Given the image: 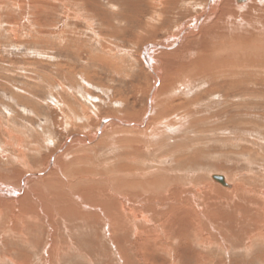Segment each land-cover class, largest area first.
Returning a JSON list of instances; mask_svg holds the SVG:
<instances>
[{"label":"rangeland","instance_id":"obj_1","mask_svg":"<svg viewBox=\"0 0 264 264\" xmlns=\"http://www.w3.org/2000/svg\"><path fill=\"white\" fill-rule=\"evenodd\" d=\"M124 1L139 2L0 0V264H264V215L248 204L264 200V51L251 48L264 8L239 15L232 6L254 0H214L210 23L230 21L229 39L202 40L233 45L201 50L206 63L191 70L189 36L178 53L149 49L145 64L144 47L170 39L146 37ZM208 1L195 0L182 25ZM129 195L141 209L119 212ZM197 201L209 214L201 246L158 214L162 202ZM235 205L248 212L239 228Z\"/></svg>","mask_w":264,"mask_h":264},{"label":"bare ground","instance_id":"obj_2","mask_svg":"<svg viewBox=\"0 0 264 264\" xmlns=\"http://www.w3.org/2000/svg\"><path fill=\"white\" fill-rule=\"evenodd\" d=\"M214 0H209L207 2V5L204 7V9L202 11H200L199 14H195L194 16L190 17V22L185 24V25H182V20H181V16H187V10L188 9H193L194 6H196L197 4H195V0H139V2H134V3H128L127 1H124V5L122 6H126V7H132V8H136L137 10H139V15L141 17H144L146 20L144 22L141 23V21L139 20L138 22H140L139 24L142 25L141 28H144V34L146 37H149L151 40H154L156 41V37L158 39L159 36H161L160 38H166V37H169L170 41L168 40V42H164V43H151V45H147L144 47V54H143V57H144V62L146 65L150 66L151 67V62H153V58L149 56V49H158V50H164L165 53H167L168 55H171L172 52H175V53H178L180 52V50H184L186 47V39H188L189 37H192L191 39L193 40V38L197 39L198 40V50L194 53L193 56H196V59L194 61L191 62L190 64V68H192L191 70L193 69H198L200 65L198 64H201L203 65L204 63H206V61L203 62V60L201 59V55H200V51L201 50H206V51H209L211 50L210 52V57L211 56H215L216 53H219V52H227V51H230L229 49L232 48L231 46L233 45L232 42H230V40H226V42H221L219 41L218 39V43L216 42H213L211 41L212 40V36L214 34H217L216 32H218L219 34H217L216 36H218L220 39H223L225 40V38L227 37L228 38V32H225L228 27H229V22H225L224 24L220 21L219 19V23H220V26L217 27L215 25H212L210 22L212 21L211 19L213 18V15L216 14V10H214V6L212 5ZM224 1V0H223ZM231 1V0H230ZM239 4H243V2L245 0H236ZM261 1V0H260ZM120 2V0H119ZM252 4L250 5V2L248 4H244V5H241V6H232L233 7V10L236 14H252L255 16V15H258L259 12L258 10L260 8H264V0H262L261 2H258L257 0L254 2L251 1ZM139 3V4H138ZM194 3V5H193ZM118 4V3H117ZM130 5V6H129ZM217 6V5H216ZM64 7V6H63ZM66 7V6H65ZM142 7H145L142 8ZM230 7V6H229ZM56 8V7H55ZM206 8V9H205ZM128 9V8H127ZM135 9V10H136ZM132 10V9H131ZM134 10V11H135ZM68 11V10H67ZM136 12V11H135ZM260 12H264L263 9H260ZM219 13V12H218ZM136 14V13H135ZM171 14V15H170ZM262 14V13H261ZM125 15V14H124ZM137 15V14H136ZM57 16V15H56ZM138 16V15H137ZM237 16V15H236ZM215 17V16H214ZM220 16H216V18H219ZM228 17V16H227ZM243 17V16H242ZM123 18V17H122ZM246 18V17H245ZM121 19V18H120ZM124 19V18H123ZM128 19V18H127ZM138 19V18H137ZM140 19V18H139ZM259 19V18H258ZM227 20V19H226ZM229 20H231L229 18ZM235 21V20H234ZM244 20H242L243 22ZM259 23V28H253V31L255 32H258L259 35H257L258 37V41H260V45L256 44L254 45L253 47L251 46L252 49H255L256 52H261V49H263L264 51V17L262 19H260V22L258 21ZM257 23V24H258ZM222 24V25H221ZM238 24V23H237ZM250 24V23H248ZM222 32V33H221ZM143 34V33H141ZM139 35V34H138ZM152 35V36H151ZM189 36V37H188ZM210 38V42H207L206 45L204 44V40H202L203 38ZM225 37V38H224ZM253 39H255V34L254 36H252ZM256 37V38H257ZM144 38V36H143ZM143 38L141 40H143ZM148 38V39H149ZM147 39V38H146ZM149 39V41H150ZM168 39V38H167ZM190 39V38H189ZM190 39V40H191ZM140 40V41H141ZM191 40V41H192ZM209 40V39H208ZM235 40V38L233 39ZM158 41V40H157ZM194 42V41H193ZM196 42V41H195ZM236 42V41H234ZM257 42V41H256ZM247 43V42H246ZM194 44V43H193ZM236 44V43H235ZM247 45V44H246ZM203 46V47H201ZM235 46V45H234ZM259 46V47H258ZM182 47V48H181ZM183 47H185L183 49ZM196 47V46H195ZM201 47V48H200ZM172 48H174L172 51H169L171 50ZM197 49V48H195ZM254 50V51H255ZM169 51V52H168ZM183 52V51H182ZM185 52V51H184ZM108 53V52H107ZM189 53V51H188ZM166 54V55H167ZM203 54H204V51H203ZM165 55V56H166ZM175 54H173L174 56ZM177 55V54H176ZM175 55V57H176ZM180 55V53H179ZM188 55V54H187ZM190 55V54H189ZM173 56H170V57H173ZM181 56H182V53H181ZM185 56V55H184ZM182 56V57H184ZM208 56V55H207ZM173 57V58H175ZM191 57V56H190ZM189 57V58H190ZM81 58V57H80ZM92 58V57H91ZM178 58H181V57H178L177 56V59ZM188 58V57H187ZM188 58V59H189ZM192 58V57H191ZM175 60V59H174ZM179 60V59H178ZM170 61V60H169ZM181 61V59H180ZM179 61V62H180ZM212 63V62H211ZM197 64V65H195ZM195 65V66H194ZM207 69L208 67L206 65H204ZM203 66V67H204ZM210 67V65H209ZM186 69V68H185ZM202 69V68H201ZM118 70V69H117ZM173 70V69H172ZM207 71V70H206ZM154 73V72H153ZM152 73V74H153ZM156 73V72H155ZM157 78L158 76L156 74H154ZM176 77V76H175ZM175 82V81H174ZM198 103V102H197ZM167 110V109H166ZM68 111V110H67ZM166 113V112H165ZM115 116V115H114ZM163 119V118H162ZM115 121V120H114ZM165 121V120H164ZM105 122V121H104ZM169 122V120H168ZM118 123H120L118 121ZM145 123V122H144ZM165 123V122H164ZM123 125H129L128 122H125L123 123ZM156 124V122H155ZM140 125V124H139ZM165 125V124H164ZM152 127V126H150ZM158 127V126H157ZM141 128V127H140ZM29 129V128H28ZM152 129V128H151ZM155 129V128H154ZM174 131V130H173ZM23 132V131H22ZM148 132V131H147ZM170 133V132H169ZM154 134V133H153ZM167 135V134H166ZM97 136V135H96ZM169 137V136H168ZM26 139V138H25ZM32 139V138H31ZM78 139V138H77ZM86 139V138H85ZM150 139V138H149ZM160 140V139H159ZM11 142V141H9ZM87 142V141H86ZM92 142V141H91ZM13 145V144H12ZM66 146V145H65ZM64 146V148H65ZM30 147V146H29ZM127 147V146H126ZM158 149V148H157ZM194 150V149H193ZM162 152V151H161ZM21 159V158H20ZM23 161V160H22ZM24 162V161H23ZM50 166V165H49ZM107 167V166H106ZM12 169V168H11ZM120 172V171H119ZM37 175V174H35ZM174 176V175H173ZM214 176H219L221 178V182L220 181H217L219 182L220 184H225L224 181H223V178L220 176V175H214ZM83 178V176H82ZM212 179L214 181H216L213 176H212ZM43 180V179H42ZM153 181V180H152ZM223 182V183H222ZM21 187L22 189L25 188L26 186H24L23 182H21ZM44 185V184H43ZM129 186V185H128ZM153 186V185H152ZM240 186V187H239ZM237 185V187L240 189V193L238 192L239 189H234L232 192L231 191V194L235 193L238 194L237 195H241L242 193L245 195V193L243 192L244 190V187L242 185ZM134 187V186H133ZM8 187H1L0 186V191H3L6 190ZM145 188V187H144ZM197 189V188H195ZM201 189V188H200ZM9 190V189H8ZM144 191V190H143ZM227 190L224 191V193H230L229 191L226 192ZM260 193H263L264 194V189L260 190ZM14 194L16 195V192L14 191ZM128 195V194H127ZM239 195V196H240ZM201 197V196H200ZM33 198V197H32ZM103 198V197H102ZM143 198V196H142ZM141 198V199H142ZM198 198V197H197ZM34 199V198H33ZM80 200V199H79ZM147 200V199H145ZM244 200V199H243ZM246 200V199H245ZM64 201H68L67 199H65ZM247 201V200H246ZM260 199L256 202V201H252V200H249L248 204H255V205H258V208L255 209L254 207H252L250 205V207L252 208V211H256L258 214H263L264 215V200L259 202ZM66 202H63L62 201H56L55 202V206L58 204H61V206H64L63 208H61V211H67V209H69V205L66 204ZM69 202V201H68ZM189 202V201H188ZM39 203V202H38ZM104 203V202H103ZM138 203H142V202H139V200L137 198L134 197V195H129V196H120L119 197V202L116 204L117 208H119V212L121 211V213H125V207H127L130 211L131 210H136L137 208H140L141 209V206L140 204ZM155 203V202H154ZM199 203L198 201L196 202V205L193 206L192 205V209H187L185 208V206H178V207H172V206H168L166 204H164L162 202V205L164 206V208H162V210L158 213V214H161L160 215V225H164L166 224L167 227L170 229V231H175V235L176 236H179V234H186L187 237L190 238V240L193 242V244L195 245H203V244H207V243H210V241L208 242H205V239H203L202 237V233L200 231V228L202 227V215L204 212H205V215H206V219L209 218V214L207 211H203L202 212V209H200L198 207V204ZM233 203V202H232ZM63 204V205H62ZM203 204V202H202ZM235 204V203H234ZM47 206V205H46ZM247 206V205H246ZM58 207V206H57ZM209 209L212 208V206H207ZM92 208V207H91ZM116 208V209H117ZM217 208V206L215 207ZM236 209V217L238 218H234L233 219V222H234V227L233 228H239L240 225H241V222H244L246 223L247 221L244 220L245 217L242 216V214H246L248 212H246L244 210V208L242 209H238L237 210V207L236 205L233 207ZM247 208V207H246ZM28 209V208H27ZM46 209V208H45ZM127 209V210H128ZM149 209V208H148ZM207 209V208H206ZM106 210V209H105ZM165 210H167V212H165ZM224 210V208H223ZM240 210V211H239ZM249 210V209H248ZM25 211V210H24ZM73 211V210H72ZM183 211H185V213L183 212L182 215H178V213H182ZM190 211H191V215H190ZM194 211H195V214H194ZM225 211V210H224ZM250 211V210H249ZM74 212V211H73ZM129 212V211H128ZM142 212V210H141ZM222 212V211H221ZM234 212V211H233ZM246 212V213H245ZM110 213V212H109ZM130 213V212H129ZM133 213V212H132ZM212 213V212H211ZM23 214V213H22ZM66 214V213H65ZM147 214V213H146ZM214 214V213H213ZM216 214V213H215ZM221 215H223L222 213H220ZM226 214V213H225ZM228 214V213H227ZM226 214V216H227ZM234 214V213H233ZM67 215V214H66ZM129 215V214H128ZM185 215V216H184ZM235 215V214H234ZM136 216V215H135ZM181 216V217H180ZM220 216V215H219ZM260 216V215H259ZM105 217V216H104ZM133 217V216H132ZM185 217V218H184ZM235 217V216H233ZM258 217V216H257ZM27 218V217H26ZM155 218V217H154ZM143 219V217H142ZM227 219V218H226ZM72 220V219H71ZM109 220V219H108ZM134 220V219H132ZM146 220V219H145ZM165 220V221H163ZM106 221V220H105ZM136 221V219H135ZM155 221V220H154ZM153 221V222H154ZM218 221V220H217ZM223 221H224V217H223ZM231 222V221H230ZM240 222V223H239ZM249 222V221H248ZM132 223V222H131ZM149 223V222H148ZM243 223V224H244ZM126 224V223H125ZM155 224V223H154ZM217 224V222H216ZM225 224H227V220L225 221ZM118 225V224H117ZM165 225V226H166ZM228 228H231V224L229 223V225H226ZM227 227H223L222 228L226 231H227ZM257 227V226H256ZM126 228V227H125ZM215 228V227H214ZM259 229H257L256 231V234L255 232H253L257 237H264V230H262V226H259L258 227ZM13 229V228H12ZM123 229V228H122ZM133 229V228H132ZM153 229V228H152ZM158 229V228H157ZM166 229V228H164ZM14 230V229H13ZM110 230V229H109ZM162 231H164L162 228H161ZM212 231L213 230V226H210L209 227V230L208 231ZM232 230V229H231ZM241 230V228H240ZM15 231V230H14ZM79 231V230H78ZM135 231V230H134ZM137 231V230H136ZM160 231V230H159ZM233 231V230H232ZM231 231V233L233 234V232ZM21 232V231H19ZM23 232V231H22ZM115 232V230H114ZM138 232V231H137ZM229 232V231H228ZM243 232V231H242ZM160 233V232H159ZM171 233V232H169ZM168 235V233H166ZM189 235V236H188ZM183 236V235H182ZM58 237V236H57ZM181 238V237H180ZM209 238L212 239V236H209ZM208 238V239H209ZM162 239V238H161ZM179 239V238H178ZM210 239V240H211ZM181 241V240H180ZM191 244V243H190ZM212 244V242H211ZM52 245V244H51ZM204 245V246H205ZM170 249V248H169ZM175 249V248H174ZM50 252V251H49ZM178 252V251H177ZM152 253V252H151ZM166 253V252H165ZM170 253V252H169ZM145 256V255H144ZM178 257V256H177ZM5 258V257H4ZM147 260V259H146ZM162 261V260H161ZM43 262V261H42ZM167 263V262H166ZM173 263V262H172Z\"/></svg>","mask_w":264,"mask_h":264},{"label":"water","instance_id":"obj_3","mask_svg":"<svg viewBox=\"0 0 264 264\" xmlns=\"http://www.w3.org/2000/svg\"><path fill=\"white\" fill-rule=\"evenodd\" d=\"M213 178L216 180V181H222L221 178L219 176H213ZM223 183V182H222Z\"/></svg>","mask_w":264,"mask_h":264}]
</instances>
